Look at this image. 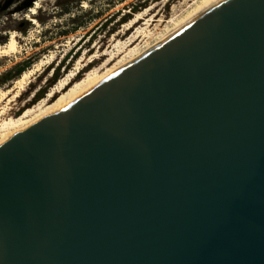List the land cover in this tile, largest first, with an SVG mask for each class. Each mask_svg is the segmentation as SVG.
Listing matches in <instances>:
<instances>
[{
  "label": "water",
  "instance_id": "water-1",
  "mask_svg": "<svg viewBox=\"0 0 264 264\" xmlns=\"http://www.w3.org/2000/svg\"><path fill=\"white\" fill-rule=\"evenodd\" d=\"M0 264H264V0L212 2L1 145Z\"/></svg>",
  "mask_w": 264,
  "mask_h": 264
},
{
  "label": "rangeland",
  "instance_id": "rangeland-1",
  "mask_svg": "<svg viewBox=\"0 0 264 264\" xmlns=\"http://www.w3.org/2000/svg\"><path fill=\"white\" fill-rule=\"evenodd\" d=\"M195 1L42 0L34 15L30 12L31 7L13 15L7 11L1 13L0 45L13 34L17 51L0 58V91L12 86L15 79L4 83L2 75L16 64L30 59L27 71L34 69L41 60L45 63L38 71H34L30 83L17 98L2 102L0 125L2 121L17 117L23 110L45 98L58 79L67 74H75L69 86L88 82L93 78L90 76L92 72L101 77L121 58L128 56L132 49L142 51L164 29L171 27L189 11ZM139 13H143L144 17L132 24ZM130 25V32L125 36H117ZM133 35L135 40L132 39ZM130 54L134 56V53ZM94 57L99 59L85 66ZM109 58L112 59L110 63L104 65ZM56 70L57 75L53 79ZM58 96L56 94L51 100Z\"/></svg>",
  "mask_w": 264,
  "mask_h": 264
},
{
  "label": "bare ground",
  "instance_id": "bare-ground-1",
  "mask_svg": "<svg viewBox=\"0 0 264 264\" xmlns=\"http://www.w3.org/2000/svg\"><path fill=\"white\" fill-rule=\"evenodd\" d=\"M40 1L42 0L35 1L31 6L30 12L32 15L37 13V9L40 6L39 5ZM214 1L216 0H196L192 8L189 11H187L181 18L176 20L171 27L164 29V32L161 35H158L157 39L153 43L146 45V47L140 52H138L136 49H132L129 52L134 53V56H132L129 53L128 56L121 58V60L118 63H116L112 68L108 69L107 72L101 77L99 76L97 77L96 72H92L90 76L93 78L89 79L88 82L82 81L79 83H75L72 86H69V83L72 81V79H74L75 74L73 72L67 74L63 78L58 79L54 87L48 91L45 98L37 102L32 107L23 110L17 117L13 119L9 118L7 121H2L0 125V146L5 144L7 141H9L12 137L17 135L18 133L31 128L41 120L48 118L56 114L60 110L72 105L74 102H76L81 97L88 94L89 92H91L98 85L106 81L108 78L116 74L118 71L122 70L126 66L140 59L149 51L158 47L174 31L179 29L189 19H191L193 16H195L197 13H199L201 10H203L205 7H207ZM142 16L144 17V14L139 13L132 20V24L140 20ZM131 28H132L131 25L127 26L124 29V32L119 33L117 36L118 37L125 36L127 32H130ZM14 37L15 36L12 34L6 43L0 45V58L8 57L10 53H14L17 51ZM133 37L132 39L135 40L136 37L134 38ZM97 59H99V57L98 58L94 57V59L89 61L85 66H88L89 63L94 62ZM111 60L112 59L109 58L103 64L104 65L109 64ZM44 63L45 61L41 60L34 67V69L24 71L16 80H14L10 88L4 91H0V105L6 99H8V101H11L12 98H17L19 94H21V92L24 91L25 86L30 83L31 80L29 79L34 74V71L35 72L38 71L39 67L43 66ZM11 92H12V96L10 98L9 95ZM56 94H59V96L56 99L51 100V98ZM1 111H2L1 113H3L4 108H2Z\"/></svg>",
  "mask_w": 264,
  "mask_h": 264
},
{
  "label": "trees",
  "instance_id": "trees-1",
  "mask_svg": "<svg viewBox=\"0 0 264 264\" xmlns=\"http://www.w3.org/2000/svg\"><path fill=\"white\" fill-rule=\"evenodd\" d=\"M30 63H31V61H30V59H28V60H26L20 64H16L11 70H9L8 72H6L5 74L2 75V80H3L2 82L5 83V82L11 81L13 79L16 80L26 70V68L30 65ZM56 75H57V70H56V73L54 74L53 79L56 78Z\"/></svg>",
  "mask_w": 264,
  "mask_h": 264
}]
</instances>
